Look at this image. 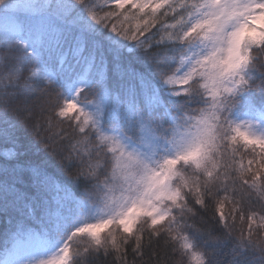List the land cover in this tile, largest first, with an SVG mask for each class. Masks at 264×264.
<instances>
[{"label": "snow or ice", "instance_id": "obj_1", "mask_svg": "<svg viewBox=\"0 0 264 264\" xmlns=\"http://www.w3.org/2000/svg\"><path fill=\"white\" fill-rule=\"evenodd\" d=\"M0 264H264V0H0Z\"/></svg>", "mask_w": 264, "mask_h": 264}, {"label": "trees", "instance_id": "obj_2", "mask_svg": "<svg viewBox=\"0 0 264 264\" xmlns=\"http://www.w3.org/2000/svg\"><path fill=\"white\" fill-rule=\"evenodd\" d=\"M103 259V258H102ZM109 260L111 259V257L108 258ZM175 259H179V257H175ZM224 259H227V257H224Z\"/></svg>", "mask_w": 264, "mask_h": 264}]
</instances>
